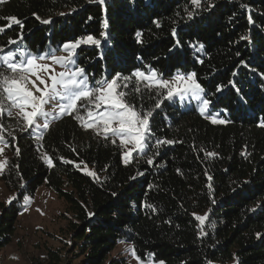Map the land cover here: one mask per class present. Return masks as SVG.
<instances>
[{
    "label": "trees",
    "instance_id": "trees-1",
    "mask_svg": "<svg viewBox=\"0 0 264 264\" xmlns=\"http://www.w3.org/2000/svg\"><path fill=\"white\" fill-rule=\"evenodd\" d=\"M33 14L52 23L42 24ZM10 16L24 24L19 45L8 44L20 33L18 25L7 27ZM0 26L5 27L0 34L5 52L23 47L40 55L86 34L101 39L100 48L77 49V62L90 83L136 70H154L164 79L195 72L204 98L211 101L210 113L227 121L213 124L194 106L163 99L141 84L143 95L129 98L142 110L153 109V143L176 142L161 146L152 165L147 156L136 154L126 165L118 140L113 144L83 129L73 116L53 120L41 140L4 117L16 139H9L12 155L2 180L18 194L2 207L0 249L11 242L26 208L24 197L35 196L45 185L66 203L65 229L71 240L70 257L51 252V264H130L124 257L109 258L123 241L132 244L143 262L264 264V127L259 126L264 121V0H201L200 8L191 0H105L104 5L5 0ZM217 86H222L220 92ZM156 100L163 101L158 109ZM208 152L217 155L207 157ZM45 153L53 167L41 159ZM61 157L84 161L99 181ZM193 213L208 214L205 235Z\"/></svg>",
    "mask_w": 264,
    "mask_h": 264
},
{
    "label": "snow or ice",
    "instance_id": "snow-or-ice-1",
    "mask_svg": "<svg viewBox=\"0 0 264 264\" xmlns=\"http://www.w3.org/2000/svg\"><path fill=\"white\" fill-rule=\"evenodd\" d=\"M4 2L5 0H0V4ZM88 2L105 4V0H88ZM191 4L200 8L201 0H191ZM33 15L42 24L52 23L50 18L42 19L36 14ZM192 16L193 13L188 12V18L191 19ZM6 19L8 28L13 25H18L20 28L19 39H9L8 44L19 45L24 38L23 22L16 16ZM91 19L92 17H88V20ZM248 19L251 23V16ZM154 23L157 27L160 26L158 22L154 21ZM107 27L108 23L105 20L104 28ZM4 32L5 27L0 26V34ZM100 35L107 37L106 32H101ZM172 35L177 36L176 29H172ZM136 37L137 42H141L140 32L136 33ZM242 39H247V37H242ZM101 43V39L92 34H86L63 43L58 50H49L40 55L33 54L23 47H17V49L7 52L4 47H0V53H4L0 55V157L4 156L5 149L11 146L8 138H11L12 141L16 139L13 130L3 122L5 116L14 119L20 127V131L35 132L37 133L36 139L41 140L43 139L42 130L49 129L52 120L67 115L73 116L83 129L92 130L97 136H102L104 140H111L113 144L119 140L120 146L126 149L122 154L123 162L126 165L135 159L134 154L147 156V164L152 165L153 157L159 155V148L163 145H171L176 141L156 139L153 143L154 133L151 127L153 109L142 110L137 103L129 98L133 94L143 95L141 84L148 92H155L157 96L162 95L163 99L190 97L200 101L201 115L208 111L211 101L203 98L202 94L205 93V89L198 82L195 72H190L187 75L178 73L169 80L160 78L154 70L148 72L136 70L130 76L117 72L110 79L103 78L90 83L85 68L77 62V49L82 46L100 48ZM57 51L63 54H57ZM57 66L61 69L60 71L56 70ZM161 90L164 91L161 92ZM221 90L222 86H217L216 91L220 92ZM162 102V100H156L154 108H160ZM206 119H210L213 124L227 123L213 115H207ZM259 126L264 127V121H261ZM152 148H155L156 151L152 152V155H148ZM15 151L19 155L18 147ZM216 155L214 152L206 153L207 157ZM41 159L49 167L54 166L53 160L47 153L43 154ZM61 160L65 164L74 165L87 176L99 181L98 174L90 170L84 161L76 163L74 160L63 157ZM8 165L9 161L6 157L0 159V175L4 174ZM131 179L134 180L135 177H131ZM208 179L211 180L212 177L209 176ZM209 188H211V184H209ZM112 195L117 194L113 192ZM16 199L15 196L9 197L6 203L12 204ZM30 201V197H24L25 205ZM144 206L153 208L151 204ZM193 216L199 222L200 234L205 235L204 225L208 220V214L193 213ZM126 251L130 252L137 261H141V257L137 255L132 245H128ZM158 264H165V261L159 260Z\"/></svg>",
    "mask_w": 264,
    "mask_h": 264
},
{
    "label": "rangeland",
    "instance_id": "rangeland-1",
    "mask_svg": "<svg viewBox=\"0 0 264 264\" xmlns=\"http://www.w3.org/2000/svg\"><path fill=\"white\" fill-rule=\"evenodd\" d=\"M57 54L63 53L57 52ZM56 70L60 71L61 69L57 66ZM177 74L178 73L174 74L171 78L165 79L170 80ZM161 77L162 76H160V78ZM176 99H178L182 105H187L189 107L194 106L198 110L200 109V101L190 97H185L183 99L176 97L173 100ZM209 109L210 105L208 111L204 115H213L217 116L218 119H222L219 114H211ZM31 134L36 138L37 133L31 132ZM11 155L12 151L7 147L4 156L0 157V159L4 157L8 159ZM89 169L92 170L91 168ZM17 194L16 191H12L7 187L2 180V175H0V215L2 207L9 205L6 203L8 198L12 196L17 197ZM30 198V203L25 205L26 208L17 218L16 228L12 235L11 242L0 249V264H34L36 262L51 264V252L60 251L62 255H67L68 257L71 255L67 253V251L71 249V240L65 229L67 225V221L64 217L67 213L65 201L59 198L53 190L45 185L41 186L37 190L35 196ZM128 245L132 244L125 241L120 242L110 253L109 258L124 257L130 264H149V262H151V264H158V262L153 260L148 262L137 261V259L131 256L130 252L126 251ZM75 262H77V260ZM60 264H64V262Z\"/></svg>",
    "mask_w": 264,
    "mask_h": 264
}]
</instances>
